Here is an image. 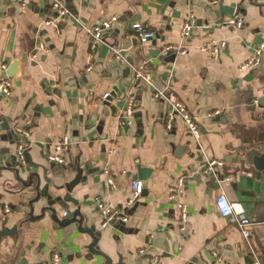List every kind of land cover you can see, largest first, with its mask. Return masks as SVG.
Returning a JSON list of instances; mask_svg holds the SVG:
<instances>
[{
  "label": "crops",
  "instance_id": "1",
  "mask_svg": "<svg viewBox=\"0 0 264 264\" xmlns=\"http://www.w3.org/2000/svg\"><path fill=\"white\" fill-rule=\"evenodd\" d=\"M216 1V4L213 3ZM70 15L55 28L57 18L48 0H0V78L14 61L11 93L0 97V214L10 209L2 229L16 226L14 236H0V264H44L57 254L59 264H264V50L256 69L240 71L264 45V0H224L233 14L221 13L220 0H63ZM187 14L195 27L180 35ZM241 16L243 26L226 22ZM117 20L104 32L93 58L83 27ZM139 23L154 35L145 43L132 36ZM225 41L216 58L199 47ZM42 43L47 52L37 53ZM167 47H171L166 50ZM174 47L185 49L181 54ZM114 50L122 61L114 58ZM146 61L154 86L168 88L196 122L198 140L181 117L166 128L170 106L154 99V87L138 80L134 68ZM91 66L88 71L87 67ZM103 94H109L104 100ZM134 104L131 126L119 124L127 101ZM29 121L25 164L16 159L14 128ZM68 137L61 165L48 160L53 143ZM245 149H244V148ZM263 158L260 167L259 158ZM222 162L205 174L207 160ZM16 162L17 166H14ZM150 168L141 196L126 206L136 166ZM17 170V171H16ZM104 170L115 187L104 180ZM79 172L70 197L66 186ZM184 179L179 201L169 189ZM25 185V186H23ZM47 192L59 222L78 209L74 222L56 225L45 213L30 219L28 202ZM223 194L253 224L245 239L239 228L219 216L214 200ZM122 209L126 222L101 227L95 205ZM179 202L186 207L180 230ZM84 217L78 231L76 223ZM142 251V252H139Z\"/></svg>",
  "mask_w": 264,
  "mask_h": 264
},
{
  "label": "built area",
  "instance_id": "2",
  "mask_svg": "<svg viewBox=\"0 0 264 264\" xmlns=\"http://www.w3.org/2000/svg\"><path fill=\"white\" fill-rule=\"evenodd\" d=\"M27 0H17V3L24 5ZM50 8L57 14V18L45 22L47 25H52L53 27L57 28L58 24L61 23L64 19H66L70 13L67 7L65 6L63 0H48ZM213 3L216 4V1ZM116 17H110L107 20H104L99 25H92L90 27H83L84 33L87 37L89 53L88 58L92 59L93 54L98 47L99 44L105 42L104 40V32L111 29L112 24L116 22ZM226 24L232 29H240L243 26V19L241 16H232L226 22ZM195 27V17L193 14H187L185 20L181 26L180 35L182 37H187L190 35L191 30ZM153 33L150 31H146L139 23L133 25V34L132 36L139 40L140 43H145L149 39L153 37ZM226 43L225 41H210L205 43L199 47L201 52H208L210 51L213 58H216L220 51L225 48ZM171 47H167L166 50H169ZM174 49L178 50L181 54H185V49H180L179 47H174ZM35 52L31 56L34 58L37 53L47 52L46 48L42 43H38L35 48ZM264 50V45H260L258 49H256L253 55L244 63L239 65L240 71H246L248 69H256L261 62V54ZM114 58L117 61H122V57L119 53L114 50ZM6 65L1 66V71L4 75L0 78V97L2 96H9L11 93V83L9 78L6 76ZM91 66L87 67L89 71ZM133 75L136 79L145 82L146 84L154 87L153 89V98L154 99H164L170 106V111L167 114V121H166V128L170 129L172 127L174 118L176 116L181 117L183 120L187 130L192 134L195 140H198L200 137V133L197 127L196 122L190 117L188 112L186 111L184 105L177 99V97L168 90V88L164 89H157L154 86L152 71L148 67L146 61L139 63L133 70ZM109 94H103L102 99H106ZM133 110L134 104L132 99L127 101L126 109L122 112L119 119V124L121 126H131L133 123ZM29 121H25L23 125H18L14 128L16 135L18 136V144L16 147V159L17 162L21 165L25 164L24 152L28 147L30 131L28 128ZM70 146V141L68 137L62 136L58 138L53 143V153L48 154V160L55 164L61 165L64 163V159L60 155V153L66 151ZM222 162L217 160H207L206 164L203 168V172L205 174H212L214 173L217 167H221ZM104 180L107 185L111 188L115 187V182L110 175L108 170H104ZM143 180L133 178L130 180V197L126 203V206L133 204L142 193L143 188ZM184 188V179L178 178L176 180L175 186L169 189V199L179 201ZM95 205L97 210L99 211L102 222L101 227L105 228L109 225H112L118 221L126 222L127 217L124 215L122 209L114 208L106 206L99 198L95 199ZM214 205L217 213L220 217L226 219L228 222L236 225L239 228L241 235L247 239L250 236V229L252 227V223L249 218L246 217L244 211L239 209L238 205L231 203L223 194H219L215 200ZM180 208V230H184V225L186 223V207L179 202ZM10 214V209L7 206H4L2 213L0 214V223L6 221L7 217ZM63 217L67 216V212L64 211ZM142 252V251H139ZM60 258L57 254H53L50 262L44 264H59ZM155 264H159L158 260H154ZM219 263V259L216 258V264ZM252 264H260L256 258Z\"/></svg>",
  "mask_w": 264,
  "mask_h": 264
},
{
  "label": "water",
  "instance_id": "3",
  "mask_svg": "<svg viewBox=\"0 0 264 264\" xmlns=\"http://www.w3.org/2000/svg\"><path fill=\"white\" fill-rule=\"evenodd\" d=\"M223 2H224V0H220V2H219L220 12L221 13H227V14H233L234 8L229 7L227 5H224ZM16 65H17V62L14 61L12 63V65L9 67V69L6 70V76L7 77H9V78L12 77V75L14 74V70H15ZM259 162H260V167L262 168V166H263V158L262 157L259 158ZM14 166H17L16 162H14ZM136 169H137V173H138V178L143 180V182L148 178V176L151 172L150 168L141 167L139 164H137ZM78 178H79V172L75 176V178L70 183H68V185L66 186L68 193L65 197H63V201L72 202L74 205H76V201L72 197H70V192L72 191L73 187L78 182ZM23 186H25V185H23ZM144 187H145V183H143V188ZM51 200H53V199L50 198V196L48 195L47 192L45 193L43 191H38V189H36L35 196L33 198H30V200L28 202L30 219L36 218V216H33L32 213L34 212V210H38L39 211L38 218L42 219L45 216V213H48L51 216L52 221L56 225L64 226V225H67L71 222H74L76 219V216H82V215H80L79 210L76 209V210H73L72 212H70L69 215H67L68 217H66L65 221L59 222L56 218L55 211H54L53 207L55 204H59L60 202H59V200H54V201H51ZM83 218L84 217H80V220L76 223L78 231H80L82 233H87L90 235L93 242L89 245L88 248L92 253H94V254L98 253V251H96V249H95V244H96V240H97L95 233L89 228H82L83 220H84ZM15 234H16V226L13 227L12 229H9V230L4 228L0 231V236H9V235L14 236ZM104 264H112V263L108 257H104ZM116 264H125V263H123L122 258L119 257L118 262Z\"/></svg>",
  "mask_w": 264,
  "mask_h": 264
}]
</instances>
